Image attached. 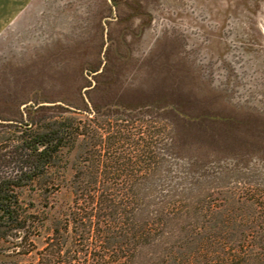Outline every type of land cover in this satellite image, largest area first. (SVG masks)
<instances>
[{
  "label": "rangeland",
  "instance_id": "374dc122",
  "mask_svg": "<svg viewBox=\"0 0 264 264\" xmlns=\"http://www.w3.org/2000/svg\"><path fill=\"white\" fill-rule=\"evenodd\" d=\"M93 87L149 119L155 171L137 182L174 203L166 231L209 206L223 246L247 252L264 230V0H0V116ZM177 245L181 264L193 246Z\"/></svg>",
  "mask_w": 264,
  "mask_h": 264
},
{
  "label": "trees",
  "instance_id": "16d2710c",
  "mask_svg": "<svg viewBox=\"0 0 264 264\" xmlns=\"http://www.w3.org/2000/svg\"><path fill=\"white\" fill-rule=\"evenodd\" d=\"M94 93L0 116V264H178L179 240L193 246L181 264H264V230L247 252L226 249L224 216L209 206L190 233L166 231L174 203L146 201L137 182L155 171L149 119Z\"/></svg>",
  "mask_w": 264,
  "mask_h": 264
}]
</instances>
